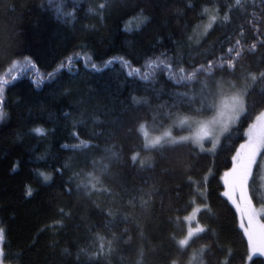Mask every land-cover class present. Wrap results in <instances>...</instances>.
Instances as JSON below:
<instances>
[{
  "label": "trees",
  "instance_id": "16d2710c",
  "mask_svg": "<svg viewBox=\"0 0 264 264\" xmlns=\"http://www.w3.org/2000/svg\"><path fill=\"white\" fill-rule=\"evenodd\" d=\"M102 2L68 0L66 10L74 4L75 13L66 21L47 0H0V79L11 81L19 73L10 72L13 64L31 61V71L0 93L3 264H264L247 260L248 243L221 180L264 110V80L250 78L264 72V0H110L89 12ZM236 40L243 52L235 69L214 67L181 84L164 69L149 83L127 75L158 57L173 72L192 73L208 61L219 64ZM109 60L117 62L105 66ZM230 91L245 93V110L214 153L189 142L144 148L141 124L154 135L177 116L207 117ZM202 103L210 108L197 111ZM81 140L90 147H71ZM263 156L248 186L255 203L264 199ZM38 172L51 180L44 183ZM195 207L190 224L205 231L180 246ZM101 244L103 253L92 258Z\"/></svg>",
  "mask_w": 264,
  "mask_h": 264
},
{
  "label": "snow or ice",
  "instance_id": "6c2138e0",
  "mask_svg": "<svg viewBox=\"0 0 264 264\" xmlns=\"http://www.w3.org/2000/svg\"><path fill=\"white\" fill-rule=\"evenodd\" d=\"M110 2V0H104V2L100 3L98 5V9H93L90 8L89 12H95L97 10H103L105 9L106 5ZM47 3L49 5V8L51 9L53 6H55V14L57 15V18H64L66 21L70 20L73 18L74 13H75V5L73 4V10L68 11L65 8V5L68 3V0H47ZM236 5L241 4V0H235ZM215 16L212 17L213 22L215 21ZM227 19V17H225ZM210 27V25H209ZM125 31H138L139 26L137 28H125ZM256 44L253 43L251 45V50H255ZM243 52V48L241 46V41L236 40L235 46L229 47L227 49L228 57L221 58V62L219 64H214L213 61H208L207 66L205 67L204 65H201L196 71L192 73H185V70L183 68H179L178 72H173L172 65L169 63L167 60L162 59V58H155L149 60L144 68V71L141 72V69L139 68H131L127 75L130 77H139L140 80L144 81L145 83L151 82L152 78L155 75V70L156 69H164L168 73V78L170 80H173L176 84H181L184 82L192 81L197 72H205V73H211L214 67H227L229 69H235L236 67V61L238 58L241 57ZM234 54V55H233ZM90 60V58H88ZM117 62L116 60H109L106 62L105 66L111 65L112 63ZM121 65L128 67V62L125 61L123 58H120L118 61ZM69 70H71L72 66V59H69L68 62ZM91 67L93 69H97L96 64H91ZM13 69H19V73L17 75H13L11 77V81H15L19 79V74L26 73L31 71V61L29 58H24L22 64L17 62L13 64ZM54 77V74L50 75V79ZM250 78L253 82H256L258 79L264 80V72H260L258 75L257 74H250ZM9 79H0V93H3L5 87L11 82ZM34 85L40 86L43 84L42 80H34L33 81ZM179 98L183 99L187 97V93H178L176 94ZM245 93H241L239 95H236L231 98L230 103L225 105V108L228 109V111L221 110L216 117H213L212 120L202 123L200 126V132L198 134V141H202L205 138L213 139V148H215V143L218 142V138L214 136V131H215V126L220 125L222 131H227L229 124L238 119L239 115L245 110V100L243 99V96ZM261 95H264V92H261ZM191 99V98H188ZM133 100L135 103L140 104L142 101L136 99L133 97ZM210 108V105H206L204 103L201 104V108L197 109V111L200 110H205L207 111ZM65 116L68 115V113L64 114ZM5 116V113L0 110V120H2ZM257 123L253 124L248 131L249 135V142L247 145H241L242 149L247 148V153H246V158L240 163L239 165V172L238 175L236 176V181L239 183V186L242 190V192L245 190L247 186L248 179L253 175L252 173V166L256 164V156L260 154V149L264 148V111H261L257 117H256ZM186 120H181L180 123L183 124L185 123ZM145 126L142 124L140 125V129H143ZM33 131L37 132L38 134H43L42 129H34ZM74 135H77V133H74ZM188 138L183 137L180 139H173L171 138L170 133H165L164 136H159L156 137L154 140L151 141H146L144 143V148L146 149H155V148H165L167 146H172V145H178L181 143H184ZM63 147H69L68 145H63ZM71 147L73 148H89L90 145L88 142L81 140L79 144L72 145ZM201 149L203 150V147L201 145ZM115 155V153H113ZM240 156V153H237V157ZM237 157H234V161L237 159ZM138 158V153L134 154L131 159L133 162H136ZM141 165H143V161H141ZM106 167V166H105ZM150 167V165H149ZM15 171V168L13 169ZM57 171H60V169H57ZM233 173H237V168H233ZM37 175L42 178V181L44 183H47L48 181L51 180V175L43 172H38ZM91 175V174H89ZM229 174L225 173V176L227 177ZM96 183H99V181H96ZM96 183L92 184V187H96ZM226 185L228 184V181H225ZM88 185L85 184L84 187H87ZM236 189V182L233 183L232 188H231V193L229 191H226L223 193L224 196L228 197L230 200L235 203L236 201L233 198V193L235 192ZM69 191L71 190L70 188L68 189ZM26 196H31L32 195V189L30 186L26 188L25 192ZM203 195V193H201ZM242 200L245 202V208L244 209H239V205H237V208L239 211H241L242 217L244 215H247L248 218V226L245 228V225L243 223V220L241 222V227L245 228V234L248 237L249 240V245L253 248L255 252H259L261 255H264V224H260L258 221H256V216L259 215V213L255 212L252 209V204H251V197H248L246 195H242L241 197ZM200 209H197L199 211ZM63 211V210H61ZM111 215V213H109ZM254 221H255V226H254ZM197 232H203L205 229L203 228H197ZM192 232L189 231L188 236L191 237ZM103 239V238H100ZM5 240V229L3 227H0V258L4 257V252H3V242ZM188 240L183 239L179 241V244L181 246L187 245ZM104 250V245H100V252L99 253H93L92 258H95L96 255L102 254ZM0 264H3V260L0 259ZM172 264H175V261L172 262Z\"/></svg>",
  "mask_w": 264,
  "mask_h": 264
},
{
  "label": "rangeland",
  "instance_id": "374dc122",
  "mask_svg": "<svg viewBox=\"0 0 264 264\" xmlns=\"http://www.w3.org/2000/svg\"><path fill=\"white\" fill-rule=\"evenodd\" d=\"M16 70V69H15ZM14 69H10V72L15 71ZM241 94L240 92H236V91H230L227 96H222L220 97L219 101L217 102V107L214 111V113H212L211 115L207 116V117H196V118H190V117H183V116H177L174 118V120L167 126H165V128L159 132L158 134H150L147 130H146V125L143 123V125L145 126L143 129H140V126L138 127V131L141 134L142 137V141H144V143L146 141H151L154 140L156 137L159 136H164L165 133H170L171 134V138L173 139H180L183 137H187L188 139L184 142V143H191L196 149H199L201 151L204 152H211L214 153L217 148L219 147V144L221 143L223 137L229 133V130L231 128H233V126L237 123V121L239 120L240 115L243 113H241L238 117V119L232 121L229 126H228V130L227 131H222L221 130V126L220 125H216L215 126V131H214V136L216 138H218V142L215 143V148H213V139H209V138H205L202 141H198V134L200 132V126L202 123H206L210 120L213 119V117H216L217 114L221 111H228L227 108H225V105L230 103V100L232 97ZM244 99V96H243ZM264 111V110H263ZM181 120H186L185 123L181 124L180 121ZM257 123L256 118L254 119L253 122L250 123L249 127L245 130L244 132V136H245V141H243L240 146L238 147V149L236 150L235 154L233 155L232 158L237 157V153H240V156L237 157V159L234 161V159L232 160V165L230 167V170L224 172L221 176V180H222V185H223V193L226 191H229L231 193V188L234 182H236V189L235 192L233 193V198L236 201L235 203H233L232 200H230L228 197L224 196V198L229 201L230 205L233 206V208L235 209V212H237L238 215V222H239V227L242 231V233H244L247 243H248V258L247 260L249 261L252 258H256V257H261L264 259V255H261L259 252H255L253 250V248L249 245V240L248 237L245 234V228L248 226V218L247 215H244L242 217L241 215V211L238 210L237 205H239V209H244L245 208V202L244 200L241 199L242 195H246L248 197H250V190H249V183L251 181V177L248 179L247 182V186L245 188V190L242 192L239 183L236 181V176L238 175L239 172V165L240 163L246 158V153H247V148L242 149L241 145H247L249 142V135H248V131L249 128L253 125ZM142 125V124H141ZM201 145L203 147V150L201 149ZM264 148L260 149V154L262 155ZM259 155L256 156V162L259 159ZM264 157V156H263ZM254 166L255 164L252 166V173L254 171ZM236 167L237 168V173H233V168ZM260 175L262 178V182H261V189L262 192H264V158L262 159L261 163H260ZM225 173H228L229 175L226 177ZM228 181V184L226 185L225 181ZM262 198V197H261ZM263 199V198H262ZM256 200L257 203L258 202H263V200H261L258 196H256ZM257 203L254 202V200H251V204H252V209L259 213V215L256 216V221H258L260 224H264V222L261 220V218L264 216V206L263 205H258ZM197 207H195L193 209V211L190 213V215L188 217H186V224H188V228H187V233L186 236L183 239H187L188 242L191 239V237H193L195 234H197L198 232L196 231L197 228H203L202 226L198 225L197 228H192L190 222L195 220L196 214H197ZM243 220V223L245 225V228L241 227V222ZM254 226H255V221H254ZM189 231L192 232L191 237L188 236ZM180 245V244H179ZM181 246V245H180ZM185 246V245H184ZM1 259V258H0ZM176 264V263H175Z\"/></svg>",
  "mask_w": 264,
  "mask_h": 264
}]
</instances>
